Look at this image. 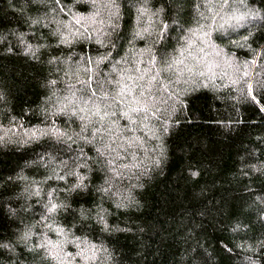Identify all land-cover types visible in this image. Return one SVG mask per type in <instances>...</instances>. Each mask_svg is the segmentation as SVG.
Segmentation results:
<instances>
[{"label": "trees", "instance_id": "1", "mask_svg": "<svg viewBox=\"0 0 264 264\" xmlns=\"http://www.w3.org/2000/svg\"><path fill=\"white\" fill-rule=\"evenodd\" d=\"M73 3L0 0V37H4L0 42V90L5 95L0 101V137L4 138L0 146V243L15 249L0 248V264H53L44 258L43 249L28 251L18 239L27 227L36 225L31 243L38 244L52 219L77 236L106 242L113 264H251L253 260L264 264V0H247L251 11L239 22L241 26L230 22L223 34L217 29L213 37L235 55L238 64H248L251 74L244 80L250 87L243 82L219 91L192 86L170 116H161L157 123L165 119L169 123L163 136L166 155L159 166H147L148 175L140 180L145 187L136 191L139 203L128 212L116 209L96 191L107 170L94 146L74 135L82 123L77 116L46 119L39 114L41 105L49 106L41 98L50 97L52 91L40 83L57 80L54 87L60 95L67 94L70 84L78 97L87 96L90 103L95 100L103 106L100 94L112 92L114 85L108 82L117 79L113 67L117 71L133 67L132 59L143 48H150L151 56L163 63L182 46L188 29L211 23L197 14V8L206 16L211 14L203 0H150L147 7L153 12L161 6L165 11L159 23L153 17L152 34L140 39L134 29L140 15L136 8L142 0H120V12L107 27L109 35L103 37L104 47L91 37L71 47H57L59 38L51 35L57 27L55 20H68L67 6ZM232 7L247 10L240 4ZM73 11L87 14L95 9L78 3ZM32 19L40 22L33 25ZM146 19L141 16L139 27ZM14 32L29 33L28 43L50 47L32 58L22 55ZM72 52L78 55L68 68L60 60L48 63L50 58H64ZM98 57L106 59L96 64ZM78 61L87 71L77 76L73 66ZM145 66L142 62L141 67ZM241 87L243 94L238 91ZM92 120L82 135L91 136L92 128L100 127L98 117ZM53 125L65 135L27 134L37 126ZM73 170L88 176L86 192L71 191L76 183V177L69 175ZM193 172L199 175L193 177ZM55 176L64 179L50 178ZM37 189L39 196L34 195ZM50 191L52 201L64 205L51 215L46 208ZM101 206L111 213L110 226L118 224L130 231L104 232L94 218ZM82 210L87 219L81 216ZM48 236L58 239L51 231ZM67 250L76 249L68 245Z\"/></svg>", "mask_w": 264, "mask_h": 264}, {"label": "clouds", "instance_id": "2", "mask_svg": "<svg viewBox=\"0 0 264 264\" xmlns=\"http://www.w3.org/2000/svg\"><path fill=\"white\" fill-rule=\"evenodd\" d=\"M78 3L91 4L95 11L87 14L73 11L75 4ZM203 3L211 15L206 16L199 8L197 14L211 23L188 29V34L182 37V46L178 47L175 53H169L163 63L157 61L155 56H151L150 48H143L137 50L132 59L133 67H124L122 71H117L113 67L112 71L116 73L117 79L108 82L114 85L112 92L105 91L100 94L104 100L103 106L95 100L90 103L87 96L78 97L70 84L67 94L60 95V89L54 87L58 83L57 80L49 79L40 83L41 88L47 86L52 88V91L50 97L41 98L44 104L49 106L41 105L39 114L46 119L61 115L77 116L82 122L80 132L74 135L86 144L93 145L98 156L103 158L107 175L103 183L97 186L96 191L107 197L116 209L128 212L139 203L136 191H142L145 187L140 180L141 177L148 175L147 166H159L161 158L166 155L163 136L168 132L169 123L167 119L160 123L157 121H160L162 115L170 116L175 111V105L180 102V97L186 91L192 86L219 91L226 86L239 85L241 82L244 87H250L244 80L251 74L248 64L244 62L238 64L235 55L226 52L213 38L217 29L223 34L224 26L230 22H236L235 27L241 26L239 22L251 11L247 6V0H203ZM149 4L150 0H142V4L136 8L140 15L136 17L137 27L134 34L140 39H143L145 34H152L153 17L159 23L161 14L165 11L161 6L153 12L147 7ZM235 4L244 5L247 10L241 11L239 7H232ZM67 11L70 13L68 20L59 18L55 20L57 27L51 33L59 38L55 46L62 44L71 47L91 37L92 42L104 47L106 42L103 37L109 35L107 27L111 25L112 18L120 12V0H74L73 4L67 6ZM259 14L258 12L257 15ZM141 16L147 17L143 27H139ZM39 22L37 19L31 21L33 25ZM14 35L23 49L21 54L30 55V58L35 57L40 49L50 47L48 44L28 43L25 37L29 33L14 32ZM3 39L4 37H0V42ZM76 55H78L76 52H72L64 58L53 57L48 63L55 64L60 60L65 68H68L72 57ZM149 56L151 58H147ZM84 59L85 57L81 56V61ZM104 59L106 57H98L95 62L100 64ZM142 62L145 67H141ZM73 67L77 76L80 72L87 71L80 61ZM217 80H221L222 83H215ZM78 82L84 83L79 77ZM244 87L238 89L241 94ZM4 99L3 90H0V101ZM92 116L99 118L96 123H99L100 127H93L91 136H84L82 133L93 124ZM122 120L127 123L122 124ZM38 132L41 135L50 134L56 137L65 135L56 125L48 128L37 126L27 130L29 136H35ZM3 144L4 138L0 137V146ZM78 167H87V164H80ZM69 175L76 177V183L71 186V191L74 192L76 189L87 191L88 185L84 183L88 179L87 175H82L76 170ZM191 175L196 177L199 173L193 172ZM50 178L64 179L62 176ZM34 195L39 196L40 189H37ZM48 195L46 208L51 215L64 205L52 201L51 191ZM110 215L109 210L101 206L94 217L104 232L130 231L118 224L110 226L108 222ZM81 216L87 219L83 210ZM34 227L36 225L27 227L18 239L26 245L28 251L43 249L44 258L51 260L53 264H113L112 250L104 241L94 243L87 235L77 236L52 219L47 224L46 231L40 235L39 243L33 245L31 240L36 235ZM49 231L54 232L58 239L50 238ZM68 245H72L76 250L68 251ZM0 248L15 252L12 245L7 242L0 243ZM251 264H258V261L253 260Z\"/></svg>", "mask_w": 264, "mask_h": 264}]
</instances>
